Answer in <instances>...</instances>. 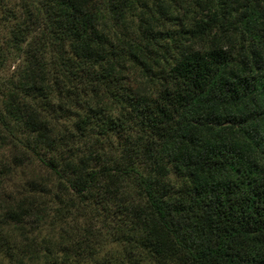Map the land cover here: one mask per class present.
<instances>
[{
    "label": "trees",
    "instance_id": "trees-1",
    "mask_svg": "<svg viewBox=\"0 0 264 264\" xmlns=\"http://www.w3.org/2000/svg\"><path fill=\"white\" fill-rule=\"evenodd\" d=\"M5 149L0 264H264V0H0Z\"/></svg>",
    "mask_w": 264,
    "mask_h": 264
},
{
    "label": "rangeland",
    "instance_id": "rangeland-1",
    "mask_svg": "<svg viewBox=\"0 0 264 264\" xmlns=\"http://www.w3.org/2000/svg\"><path fill=\"white\" fill-rule=\"evenodd\" d=\"M20 1V0H17ZM27 0H24V2ZM37 1V0H34ZM19 3V2H18ZM16 3L17 5V10H19V4ZM12 67L7 70L8 73L12 71ZM67 125H70L69 122H67ZM13 156V150L12 149H5V150H0V163L5 162L9 163L11 160V157ZM34 173H38L41 178H45L46 174L44 171H40L38 166L36 164L29 166V167H21L16 169L13 177L11 178V181L7 185V188L5 189V192H11L10 194L12 197H14L15 194H19L23 188H26V184L29 182L31 177H33ZM28 192L26 193V195ZM38 197L40 196V193L38 194ZM43 199H46L45 197H41ZM45 234V231H42L40 233V236H43Z\"/></svg>",
    "mask_w": 264,
    "mask_h": 264
}]
</instances>
